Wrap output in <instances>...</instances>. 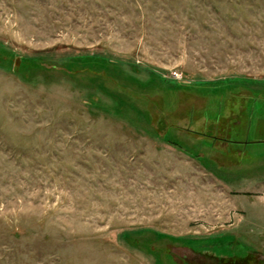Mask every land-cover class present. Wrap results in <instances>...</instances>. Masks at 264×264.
Segmentation results:
<instances>
[{"label":"rangeland","instance_id":"374dc122","mask_svg":"<svg viewBox=\"0 0 264 264\" xmlns=\"http://www.w3.org/2000/svg\"><path fill=\"white\" fill-rule=\"evenodd\" d=\"M0 264H264V0H0Z\"/></svg>","mask_w":264,"mask_h":264},{"label":"built area","instance_id":"2783aa9c","mask_svg":"<svg viewBox=\"0 0 264 264\" xmlns=\"http://www.w3.org/2000/svg\"><path fill=\"white\" fill-rule=\"evenodd\" d=\"M173 79L176 81H181L182 80V75L180 73H173Z\"/></svg>","mask_w":264,"mask_h":264},{"label":"trees","instance_id":"16d2710c","mask_svg":"<svg viewBox=\"0 0 264 264\" xmlns=\"http://www.w3.org/2000/svg\"><path fill=\"white\" fill-rule=\"evenodd\" d=\"M236 258H238V259H242L241 257H237V256H236ZM231 260L233 261V260H234V257L231 258L230 261H231Z\"/></svg>","mask_w":264,"mask_h":264}]
</instances>
